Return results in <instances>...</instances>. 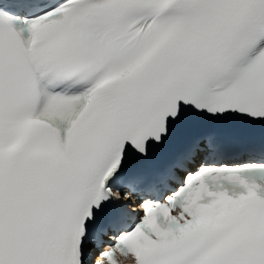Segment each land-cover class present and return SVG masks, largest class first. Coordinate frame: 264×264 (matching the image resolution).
I'll list each match as a JSON object with an SVG mask.
<instances>
[{
    "label": "snow or ice",
    "instance_id": "1",
    "mask_svg": "<svg viewBox=\"0 0 264 264\" xmlns=\"http://www.w3.org/2000/svg\"><path fill=\"white\" fill-rule=\"evenodd\" d=\"M0 264H264V0H0Z\"/></svg>",
    "mask_w": 264,
    "mask_h": 264
}]
</instances>
